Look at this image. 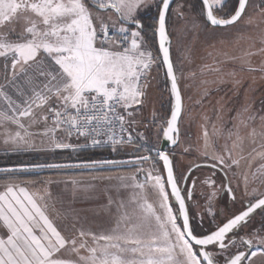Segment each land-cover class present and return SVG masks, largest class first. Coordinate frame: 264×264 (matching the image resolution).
<instances>
[{
  "label": "snow or ice",
  "instance_id": "snow-or-ice-1",
  "mask_svg": "<svg viewBox=\"0 0 264 264\" xmlns=\"http://www.w3.org/2000/svg\"><path fill=\"white\" fill-rule=\"evenodd\" d=\"M171 3L172 0H159L156 32L162 62L166 65V74L171 79V89L175 94V106L162 134L165 140L175 145L179 135L177 122L181 115L182 98L168 46L170 39L166 17ZM90 4L98 10H111L118 15L121 25L116 34L109 35L110 25L99 16H94ZM202 4L211 25L227 26L241 20L249 0H237L238 6L228 18H219L214 14V9L224 6L222 0H202ZM144 7H147L146 0H0V58L9 60L5 67L11 69V76L6 73L4 80L19 93L18 100H14L8 95L5 84H0V98L7 108L0 111V124L12 123L18 129L14 132L5 130V143L31 146L35 133L28 129L49 119L52 126L45 127L43 135L50 136L54 149L76 147L55 139L54 133L61 129L68 136L91 138V144L99 146L106 142L102 133L104 127L109 126L112 134L108 135L107 142L111 143L113 150L117 144L130 143L133 139L130 132L126 138L116 136L111 126L116 121L121 133L126 132L125 124L135 123L126 119V116H132V112L127 110L142 105L146 96L147 77L155 60L145 46L141 32L124 26L127 23L142 29L137 13ZM94 19L98 23H94ZM248 22L251 23V19ZM21 78L23 83L18 84ZM118 109L126 114H120ZM26 117L30 123L23 122ZM248 119L255 118L249 116ZM240 123L246 126L244 120ZM213 130L217 134L220 131L215 126ZM233 135L235 139L231 147L225 146L223 154H210V137L207 128H204L203 155L211 156L213 167L217 162L225 167L239 165L240 160L233 157L232 150L240 147L244 138L238 132H230L229 138ZM250 135H257L255 129ZM260 135L264 137V132ZM253 151L255 156L252 159L264 160V145L260 151ZM157 155L167 168L166 178L138 169L144 171L146 179L152 182L155 202H149L146 196L133 195L129 200L132 205L129 210L121 201L111 233L97 235L80 230L79 241L77 238H66L49 218L47 205L40 203L44 200L43 195L31 193L26 187L9 185L6 191L0 193V222L8 233L6 238L0 237V264H217L214 253L206 249L212 246L225 252L230 245L235 246V237L228 243H225L226 238L246 224L257 209L264 212V193L254 195L238 214L217 225L214 231L195 233L172 160L167 151H158ZM150 158L139 156L135 163ZM102 163L116 162L91 161L80 166L95 167ZM252 175L253 179L259 178L264 182V164ZM118 178L131 182L124 183V187L145 188L144 183L137 181L136 174ZM244 183L246 189L247 174L244 175ZM166 184L170 185V192ZM227 191L231 193V187ZM170 193L179 205L176 212L169 203ZM186 195L190 197L191 194ZM181 215L182 222L177 223ZM88 237L95 246L88 244ZM254 240L264 254V238H241L248 248L254 246ZM81 250L87 254L81 255ZM65 251L75 253L77 258H66ZM256 255V251L251 252L252 257ZM248 259L245 251L237 250L225 260V264H243Z\"/></svg>",
  "mask_w": 264,
  "mask_h": 264
},
{
  "label": "rangeland",
  "instance_id": "rangeland-1",
  "mask_svg": "<svg viewBox=\"0 0 264 264\" xmlns=\"http://www.w3.org/2000/svg\"><path fill=\"white\" fill-rule=\"evenodd\" d=\"M146 2L147 7L141 8L138 13L159 4V0H146ZM90 8L93 14L99 16L105 23L114 27L121 25L113 11L102 12L91 4ZM178 12L182 15H178ZM250 19L251 23L248 22ZM94 22L98 23L95 19ZM170 34L173 39V61L184 98L180 126L185 134L193 135L190 141L186 137L184 141L182 139L180 145L183 148L191 142L198 159L203 158V131L206 127L210 144H217L219 152L223 154L225 146L230 148L235 139L234 135L229 138V133L238 132L244 139L240 147L232 150L233 157L248 155L247 158L251 159L255 156L253 149L258 152L264 145V137L260 135L264 132V119H262L264 118V51H261L264 49V4H260L259 0H251L241 20L230 26L213 27L207 24L203 16L196 15L186 0H180L171 13ZM145 46L151 51L147 44ZM153 58L155 63L152 71L157 67V61L154 56ZM151 75L147 81L148 87L143 104L127 110L132 112V116L127 120L135 121L131 125L139 139L138 147L120 148L115 150L116 152L130 153L139 149V145L145 146L142 155L159 149L162 129L168 119L171 95L162 78L158 80L155 71ZM0 84H5V89L10 95V86L1 78ZM12 99L15 100L14 97ZM144 109V114L148 118L144 115L142 119ZM6 110V103L0 98V111ZM249 116L255 119H248ZM241 120L246 122V126L240 123ZM23 122L27 124L31 121L26 117L23 118ZM51 126L50 119L46 123L41 121L33 124L28 130L35 135L32 137L33 143L28 146L5 143V130L14 132L18 129L12 123L0 124V154L32 155L31 160L27 157L23 158L25 164L30 163L29 161L62 162L71 161V158L78 156L75 152L89 147L83 139L70 137L63 130H57L54 133L56 140L76 147L54 149L50 136L43 135L45 127ZM213 126L220 130L218 134L214 132ZM253 129L257 133L255 137L250 135ZM211 147L208 148V152ZM250 153L253 154L250 156ZM257 160L255 172L261 164H264V160L260 158ZM129 168L88 173L60 169L34 178L0 179V185L20 183L41 190L44 196L42 203L47 205L46 212L51 215L63 235L66 238H77L79 241L80 230L97 235L111 233L115 227V220L119 214L118 205L121 201L129 210L132 208L129 200L133 195L146 196L149 202H155L152 182L140 175V173L145 175L144 171H138L139 168ZM140 169L165 177L161 163L155 158L146 161L145 166ZM131 174H136L137 181L145 184L143 190L124 187V183L131 182L118 178ZM73 181L76 183L74 184ZM169 203L173 212H176L178 209L170 195ZM177 223H181L179 218ZM87 242L90 246H95L90 237L87 238ZM255 251L257 255L248 264H264V259L259 255L258 250ZM81 254L87 253L81 250Z\"/></svg>",
  "mask_w": 264,
  "mask_h": 264
},
{
  "label": "flooded vegetation",
  "instance_id": "flooded-vegetation-1",
  "mask_svg": "<svg viewBox=\"0 0 264 264\" xmlns=\"http://www.w3.org/2000/svg\"><path fill=\"white\" fill-rule=\"evenodd\" d=\"M186 1L191 6L192 11L196 15L200 14L201 17L203 16L205 20L204 10L200 13L196 7L197 3H195L194 0ZM250 1L251 0H249V2ZM259 1L260 4L264 3V0ZM178 2H180V0H176L173 4L171 13L172 10L174 11L175 5ZM228 5L223 8L220 14L216 13L217 8L214 9L215 13L222 18L229 17L230 15L224 17V15L228 12ZM178 15L181 16V12H178ZM193 106L194 104L192 107ZM144 113L145 109L142 110V119H144ZM145 117L148 118L147 115H145ZM192 136L193 135L191 134H185V132L182 130V126H180V141L172 150V154L174 157L176 175L180 183H182L187 171L192 166L199 165V167L193 169L189 174L185 185V193L191 192V198L189 199L188 203L195 233L207 234L216 229L217 225L224 223L226 219L240 212L254 195L264 193V182H262V180L259 178L253 179L252 174L256 173L255 170L258 165L257 158L250 159V157L247 158L248 155L235 156L234 158L239 159L240 163L238 166L233 165L235 167L234 169L220 165L218 162L216 163V166L213 167L212 165L214 162L211 159V156L206 157L202 155L204 157L198 159V155L193 149L194 147L191 142L190 144L188 143V146H183L182 148V145H180L182 139L184 141V138L186 137L190 141ZM143 147V145H139V149ZM210 147V154L220 153L219 146L217 144H210ZM139 149L130 152L132 155L129 157L141 156L142 154L137 153ZM144 166L145 162L143 165H137L133 168L140 169ZM245 174L248 175V184L246 189L244 183ZM140 175L142 177L143 174L140 173ZM229 187L232 189L231 193L227 191ZM213 193H215V195H213ZM233 196L235 199H233ZM209 209H211V211H209ZM254 236L264 238V212H261L259 209H257L256 212L251 215L246 224L235 229L233 233H229L225 243H228L230 239L235 237V246L230 245L229 249L225 252H220L218 247L212 246H209L207 250L214 253V258L217 264H225V260L237 250L245 251L249 256V259L245 260L243 264H248V262L253 258L251 256V252L255 250H258L259 255L262 257V259H264V254L259 251V246L256 244L255 240L254 246L252 248H248L241 242V238L251 239Z\"/></svg>",
  "mask_w": 264,
  "mask_h": 264
},
{
  "label": "trees",
  "instance_id": "trees-1",
  "mask_svg": "<svg viewBox=\"0 0 264 264\" xmlns=\"http://www.w3.org/2000/svg\"><path fill=\"white\" fill-rule=\"evenodd\" d=\"M196 4V7L198 8V11L201 13L203 11V5L200 0H194ZM229 4V5H228ZM264 4V3H263ZM262 4V5H263ZM159 5V4H158ZM158 5L155 7H150L146 9L143 12L137 13V18L143 23V28L139 30L135 26H129L133 30L137 29L138 31L141 32V36L143 37L144 41L146 44L150 47L156 61H157V67L154 69L155 72H160V78L167 84V79L166 75L160 60V54L158 51V46H157V40H156V33H155V28L157 26V13H158ZM223 7L222 8H217L216 13L220 14L223 8L228 5L227 7V13L224 15V17H227L231 15L235 8L237 7V0H227L223 2ZM170 19H171V10L168 16V25H169V31H170ZM152 71V72H154ZM152 76V75H151ZM151 78V77H150ZM171 104H172V98H170V105H169V110H168V116L171 111ZM162 134V133H161ZM145 146L143 148H140L137 153L138 154H143ZM77 153V157H73L70 160L71 161H82V160H96V159H107V158H122V157H129L130 154L128 153H123L122 151H114L110 148H95V147H88L84 149H80L79 151L75 152ZM153 152H148V154H152ZM73 154V153H72ZM27 157V159L31 160L32 155L29 156V154L26 153H17V154H0V166H9V165H21L25 164L23 161V158ZM30 163L26 164H33V163H39L36 161H29ZM124 169H130L127 167H114V168H96L92 170H86V169H79V168H74V169H67L72 172H84L88 173L91 171H116V170H124ZM50 171H57V170H48V171H17V172H8V173H0V179L4 178H9V177H25V178H34L39 175L46 174L47 172ZM54 173V172H53Z\"/></svg>",
  "mask_w": 264,
  "mask_h": 264
},
{
  "label": "water",
  "instance_id": "water-1",
  "mask_svg": "<svg viewBox=\"0 0 264 264\" xmlns=\"http://www.w3.org/2000/svg\"><path fill=\"white\" fill-rule=\"evenodd\" d=\"M176 0H172V3L170 4V10L173 6V4L175 3ZM201 3H202V0H200ZM203 5V4H202ZM238 6V5H237ZM95 8V7H94ZM203 8H204V17H205V20L207 21L206 19V9L203 5ZM97 9V8H95ZM98 10V9H97ZM170 10H169V13H170ZM101 11V10H99ZM108 11V10H106ZM106 11H102V12H106ZM114 12V11H113ZM115 13V12H114ZM169 13L166 17V27H167V31H168V36H169V39H170V44L168 45L169 46V50H170V57L172 59V62H173V65H174V70L176 72V68H175V64H174V61H173V54H172V42H173V39H172V36L170 34V31H169V25H168V16H169ZM116 14V13H115ZM214 14L217 15L215 13V10H214ZM234 14V13H233ZM119 22L121 23V20L120 18L118 17V15L116 14ZM217 17L219 18H222L220 16L217 15ZM228 18V17H227ZM141 22V21H140ZM207 23L209 25H211L208 21ZM141 24L143 25V23L141 22ZM235 24V23H234ZM125 26H135V25H129V24H124ZM233 25V24H232ZM213 27H226V26H214V25H211ZM227 26H230V25H227ZM136 27V26H135ZM158 27V24L156 26V28ZM156 28H155V33H156V40H157V46H158V51H159V54H160V60H161V63H162V66H163V69H164V72H165V75H166V79H167V84H168V89H169V92H170V95H171V98H172V104H171V111H170V114L168 116V119L167 121L171 118V113L174 109V106H175V94L172 92V89H171V79L170 77L167 76L166 74V65L163 64L162 62V53L160 52L159 50V36H158V33L156 32ZM141 30V29H139ZM176 75H177V72H176ZM177 78H178V75H177ZM177 83H178V87H179V90H180V93H181V98H182V110H181V115L178 119V122H177V126L179 128V135H178V138H177V143L175 145H173L171 142L165 140L163 138V134H161V142H160V146H159V149L156 151V155H155V158L161 162V165H162V168H163V172H164V176L166 178L167 176V168L166 166L164 165L163 163V160L162 158H160L158 155H157V152L158 151H167L168 154H169V157L170 159L172 160V164H173V171H174V174L177 178V175H176V170H175V164H174V157H173V154H172V150L177 146V144L179 143L180 141V121H181V118H182V115H183V111H184V98H183V93H182V89H181V86H180V83H179V79H177ZM165 127H167V123L165 125ZM164 127V128H165ZM142 156H149L151 157L149 160H151L153 158V156H151L150 154H146V155H142ZM139 157V156H135V157H125V158H107V159H96V160H82V161H62V162H48V163H33V164H21V165H9V166H0V173H8V172H21V171H38V172H41V171H48V170H60V169H74V168H79V169H86V170H92V169H96V168H114V167H135L137 165H143L144 162L146 161H143L142 163H135L136 161V158ZM147 160V161H149ZM91 161H115L116 163H102L100 165H97L95 167H82L80 165H83V164H86V163H89ZM40 166V167H37V166ZM48 165H63L64 167H60V168H56V167H48ZM196 168V165L192 166L186 173L182 183L179 182L178 178H177V182H178V185L179 187L181 188V194L184 195L185 197V204H186V207L188 209V213H189V218H190V223L192 224V218H191V213H190V209H189V199L191 198V196H187L186 193H185V185H186V181H187V178L189 176V174L191 173V171L193 169ZM142 177L145 179V175L143 174ZM167 188L170 192V185L167 184ZM191 194V192H189ZM170 196L172 197V200L173 202L175 203L177 209L179 207L178 205V202L175 200L174 196L171 195L170 193ZM239 213V212H238ZM237 213V214H238ZM231 218V217H230ZM180 221L182 222V215L179 217ZM226 222V221H225ZM215 230V229H214ZM213 230V231H214ZM208 234V233H207ZM207 250V249H206Z\"/></svg>",
  "mask_w": 264,
  "mask_h": 264
},
{
  "label": "built area",
  "instance_id": "built-area-1",
  "mask_svg": "<svg viewBox=\"0 0 264 264\" xmlns=\"http://www.w3.org/2000/svg\"><path fill=\"white\" fill-rule=\"evenodd\" d=\"M119 28V26L117 27H114V26H111L110 25V31H109V35H114L116 34L117 32V29ZM119 38V37H118ZM153 67V66H152ZM152 70L153 68H151L150 72L148 73V77H147V81L149 80V77L152 73ZM118 112H120V114H124V110L122 109H118L117 110ZM128 117L126 116V119ZM125 128H126V132L124 133H121V130H120V126H119V123L114 121L113 122V125L111 126V129H112V132L115 133L116 136H120V135H123L125 138L127 137V133L130 132L132 134V141L130 143H122V144H117L115 146V150H118L120 148H127V147H132L133 149L138 147V143H139V139H138V136H137V133L135 131V129L133 128L132 125H129V124H125ZM62 130V129H61ZM109 134H112L109 130V126H105L104 129H103V133H102V136H103V139L106 141L104 144L102 145H99V146H93L91 144V138H85L83 136H77V135H72L70 137H77V138H81L85 141V143L89 146V147H95V148H110L113 150V146L111 145L110 142H107V137ZM100 138V137H98ZM132 149V150H133ZM114 150V151H115ZM154 156V155H153Z\"/></svg>",
  "mask_w": 264,
  "mask_h": 264
},
{
  "label": "crops",
  "instance_id": "crops-1",
  "mask_svg": "<svg viewBox=\"0 0 264 264\" xmlns=\"http://www.w3.org/2000/svg\"><path fill=\"white\" fill-rule=\"evenodd\" d=\"M223 2H225V0H222V3ZM91 9V8H90ZM94 11V10H93ZM94 16H95V14H94ZM112 21V20H111ZM94 23H96V22H94ZM11 38H15L14 36H12ZM152 52V51H151ZM154 56V55H153ZM9 64V60H7V59H5V58H0V78L1 79H3V81H5L4 80V76H5V74L7 73L8 74V76L10 77L11 76V69H10V67H5V65H8ZM160 72L161 71H159V72H155V73H157V75H158V80H159V78H160ZM17 83L19 84V83H23V78H21V79H19L18 81H17ZM10 89V96L11 97H14L15 98V100H18V98H19V93H17L16 92V90L14 89V88H9ZM124 114H126L125 113V111H124ZM85 142V141H84ZM9 185H14V186H16L17 188H19V187H26L28 190H29V192H31V193H36V192H39L41 195H42V192H41V190H39V189H37L36 187H33V186H31V185H28V184H20V183H6V184H1L0 185V193H2V192H4V191H6V188L9 186ZM92 199V198H91ZM40 203L43 205V203H42V201H40ZM46 214L49 216V218L50 219H52V217H51V215L48 213V212H46ZM53 220V219H52ZM54 221V220H53ZM54 223H55V221H54ZM56 224V223H55ZM57 225V224H56ZM58 227V226H57ZM7 229L6 228H4L3 227V225H2V222H0V237H3V238H6V236H7ZM39 234V233H38ZM63 234V233H62ZM64 256L66 257V258H70V259H73V260H75L77 257H76V255H75V253H70V252H68V251H65L64 253ZM81 254V253H80ZM82 255V254H81Z\"/></svg>",
  "mask_w": 264,
  "mask_h": 264
}]
</instances>
